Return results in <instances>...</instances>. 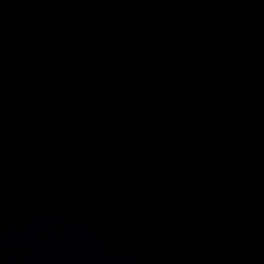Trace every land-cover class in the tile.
I'll return each mask as SVG.
<instances>
[{
    "label": "water",
    "instance_id": "1",
    "mask_svg": "<svg viewBox=\"0 0 264 264\" xmlns=\"http://www.w3.org/2000/svg\"><path fill=\"white\" fill-rule=\"evenodd\" d=\"M0 264H264V0H0Z\"/></svg>",
    "mask_w": 264,
    "mask_h": 264
}]
</instances>
